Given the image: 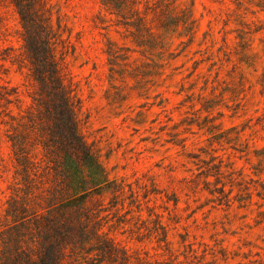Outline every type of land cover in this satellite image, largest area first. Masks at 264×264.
I'll use <instances>...</instances> for the list:
<instances>
[{
	"label": "rangeland",
	"instance_id": "374dc122",
	"mask_svg": "<svg viewBox=\"0 0 264 264\" xmlns=\"http://www.w3.org/2000/svg\"><path fill=\"white\" fill-rule=\"evenodd\" d=\"M46 1L99 166L38 145L55 123L24 117L45 108L0 0V78L19 95L0 107V264L80 194L133 264H264V0Z\"/></svg>",
	"mask_w": 264,
	"mask_h": 264
},
{
	"label": "trees",
	"instance_id": "16d2710c",
	"mask_svg": "<svg viewBox=\"0 0 264 264\" xmlns=\"http://www.w3.org/2000/svg\"><path fill=\"white\" fill-rule=\"evenodd\" d=\"M12 3L18 10L23 27L21 63L27 62L36 86L32 101L34 106L45 108L43 111L39 108L35 116L29 113L24 117L33 122L38 118L41 122L50 119L55 123L53 134L48 135V140H40L38 145L49 154L59 149L73 155H84L91 165L99 166L96 156L81 136L74 91L66 82L56 58L57 33L48 15L47 1L13 0ZM133 3L136 4V0ZM15 101H19L18 91L3 85L0 78V107ZM7 115L10 116L11 112L7 111ZM50 128L33 127L32 132L49 134ZM11 140L14 148L18 146ZM18 150H21L19 146ZM87 198L86 194H80L56 207L54 215H38L32 233L27 236L21 233L12 257L2 264H68V258L75 256L74 261L81 257L85 264H133L128 251L101 231L100 215L87 210ZM71 213L80 217H71ZM93 239L95 243L86 247L85 242Z\"/></svg>",
	"mask_w": 264,
	"mask_h": 264
}]
</instances>
